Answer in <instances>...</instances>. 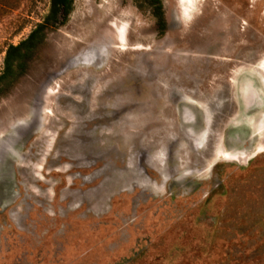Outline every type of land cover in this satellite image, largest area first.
Wrapping results in <instances>:
<instances>
[{
  "label": "rangeland",
  "instance_id": "374dc122",
  "mask_svg": "<svg viewBox=\"0 0 264 264\" xmlns=\"http://www.w3.org/2000/svg\"><path fill=\"white\" fill-rule=\"evenodd\" d=\"M160 2L73 0L0 84V264H264V0ZM49 9L0 0V75Z\"/></svg>",
  "mask_w": 264,
  "mask_h": 264
},
{
  "label": "trees",
  "instance_id": "16d2710c",
  "mask_svg": "<svg viewBox=\"0 0 264 264\" xmlns=\"http://www.w3.org/2000/svg\"><path fill=\"white\" fill-rule=\"evenodd\" d=\"M73 0H50L49 13L44 22L37 27L18 45H10L6 50L4 68L0 75V84H10L22 72L26 60L32 51L44 39L46 29L55 26L60 19H66L72 9ZM153 16L163 21V11L160 0H153ZM2 86L0 85V93Z\"/></svg>",
  "mask_w": 264,
  "mask_h": 264
},
{
  "label": "bare ground",
  "instance_id": "6f19581e",
  "mask_svg": "<svg viewBox=\"0 0 264 264\" xmlns=\"http://www.w3.org/2000/svg\"><path fill=\"white\" fill-rule=\"evenodd\" d=\"M185 2H187V4H188L189 10H190L189 14H192V11L194 9L193 5H194L195 0H188V1L185 0ZM263 68H264V66H263Z\"/></svg>",
  "mask_w": 264,
  "mask_h": 264
}]
</instances>
